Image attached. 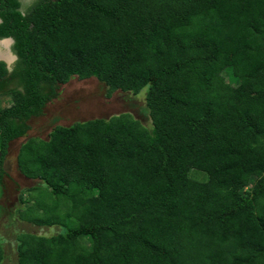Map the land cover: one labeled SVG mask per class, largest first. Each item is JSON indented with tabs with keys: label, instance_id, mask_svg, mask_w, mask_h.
<instances>
[{
	"label": "trees",
	"instance_id": "1",
	"mask_svg": "<svg viewBox=\"0 0 264 264\" xmlns=\"http://www.w3.org/2000/svg\"><path fill=\"white\" fill-rule=\"evenodd\" d=\"M0 20L17 56L0 61V193L10 143L72 78L148 114L24 142L40 184L15 214L56 231L19 234V264H264V0H0Z\"/></svg>",
	"mask_w": 264,
	"mask_h": 264
},
{
	"label": "rangeland",
	"instance_id": "2",
	"mask_svg": "<svg viewBox=\"0 0 264 264\" xmlns=\"http://www.w3.org/2000/svg\"><path fill=\"white\" fill-rule=\"evenodd\" d=\"M12 44L13 42L9 47ZM0 50L9 52L10 48L4 44L1 45ZM218 77L230 82L232 73L224 72ZM58 92L59 96L46 105L43 114L30 120L28 134L10 143L3 161L5 175L3 176L4 188L0 193V237L4 240L2 243L6 256L2 264H19L18 241H16L19 234L27 231L48 235L56 231L55 226L39 228L29 225L15 214L22 207L21 195H24V199L31 198L30 190L40 184L39 180L27 179L18 167V154L29 137L48 139L51 131L58 125L71 126L82 121L109 119L122 113H129L136 120L144 122L148 119L144 96L136 97L133 94L116 92L109 97L106 85L95 78L80 80L74 77L70 82L62 85ZM7 99H10V96H2L3 105ZM9 105L8 100L5 106ZM180 165L186 171L191 169L186 162H181ZM45 195L44 189L33 191V198H42L43 201L52 203V198Z\"/></svg>",
	"mask_w": 264,
	"mask_h": 264
},
{
	"label": "water",
	"instance_id": "3",
	"mask_svg": "<svg viewBox=\"0 0 264 264\" xmlns=\"http://www.w3.org/2000/svg\"><path fill=\"white\" fill-rule=\"evenodd\" d=\"M4 42H5V41H0V49H1V45L5 44ZM11 42H13V40H11ZM10 44H11V43H10ZM16 60H17V57L14 56V55H11V56L9 57V59L0 58V61H4V62L8 65L9 70L12 69V64H13V62L16 61ZM1 156H2V153H0V159H1Z\"/></svg>",
	"mask_w": 264,
	"mask_h": 264
},
{
	"label": "bare ground",
	"instance_id": "4",
	"mask_svg": "<svg viewBox=\"0 0 264 264\" xmlns=\"http://www.w3.org/2000/svg\"><path fill=\"white\" fill-rule=\"evenodd\" d=\"M5 46H9L11 43V39L5 40ZM4 45V44H3ZM5 51V50H4ZM10 56H8L5 52L0 50V58H5V59H9Z\"/></svg>",
	"mask_w": 264,
	"mask_h": 264
},
{
	"label": "flooded vegetation",
	"instance_id": "5",
	"mask_svg": "<svg viewBox=\"0 0 264 264\" xmlns=\"http://www.w3.org/2000/svg\"><path fill=\"white\" fill-rule=\"evenodd\" d=\"M0 23H1V20H0ZM14 42V41H13ZM12 46V45H11ZM11 46L9 47V46H7L8 48H10V51L9 52H5L8 56H11V55H14L15 56V54H14V52L12 51V49H11ZM14 64V63H13ZM13 66V65H12Z\"/></svg>",
	"mask_w": 264,
	"mask_h": 264
},
{
	"label": "clouds",
	"instance_id": "6",
	"mask_svg": "<svg viewBox=\"0 0 264 264\" xmlns=\"http://www.w3.org/2000/svg\"><path fill=\"white\" fill-rule=\"evenodd\" d=\"M10 39V38H9ZM5 40H8V39H4V40H2V41H5ZM11 40H13V39H11ZM16 56V55H15ZM17 57V56H16ZM13 63H15V61L13 62ZM13 65V64H12ZM7 67H8V65H7ZM1 153V152H0Z\"/></svg>",
	"mask_w": 264,
	"mask_h": 264
}]
</instances>
